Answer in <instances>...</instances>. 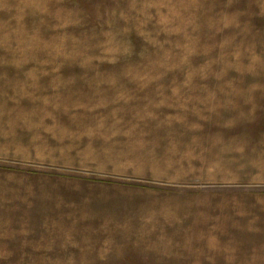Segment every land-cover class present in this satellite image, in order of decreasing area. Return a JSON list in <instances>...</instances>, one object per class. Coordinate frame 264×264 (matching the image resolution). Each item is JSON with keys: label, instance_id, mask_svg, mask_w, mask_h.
Listing matches in <instances>:
<instances>
[{"label": "rangeland", "instance_id": "obj_1", "mask_svg": "<svg viewBox=\"0 0 264 264\" xmlns=\"http://www.w3.org/2000/svg\"><path fill=\"white\" fill-rule=\"evenodd\" d=\"M0 264H264V0H0Z\"/></svg>", "mask_w": 264, "mask_h": 264}]
</instances>
